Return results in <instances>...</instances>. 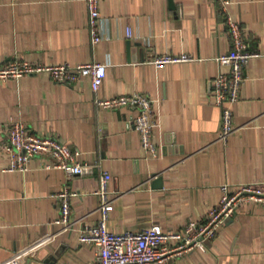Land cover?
<instances>
[{
    "label": "crops",
    "instance_id": "obj_1",
    "mask_svg": "<svg viewBox=\"0 0 264 264\" xmlns=\"http://www.w3.org/2000/svg\"><path fill=\"white\" fill-rule=\"evenodd\" d=\"M99 11L102 39L93 44L85 0H0V65L13 58L105 64L96 92L88 78L63 84L40 73L0 80V264L46 234L53 242L18 264L91 262L94 249L79 242L78 232L100 217L93 191L103 172L110 175L107 227L114 232L153 223L180 229L204 218L223 183H264V0H229L225 8L215 0H100ZM227 17L242 27L255 55L243 67L239 97L231 103L233 131L222 141L211 90L215 58L230 48ZM163 53L189 59L151 63ZM134 92L152 100L154 154L134 129L136 110L94 103L97 96ZM16 119L32 133L66 142L93 172L67 179L45 157L32 158L26 172L6 170L5 124ZM65 186L75 192L73 223L61 231L54 220ZM165 264H264V206L241 204L204 250Z\"/></svg>",
    "mask_w": 264,
    "mask_h": 264
},
{
    "label": "built area",
    "instance_id": "obj_2",
    "mask_svg": "<svg viewBox=\"0 0 264 264\" xmlns=\"http://www.w3.org/2000/svg\"><path fill=\"white\" fill-rule=\"evenodd\" d=\"M88 10V26L91 42L102 39L99 31L100 0H85ZM222 8L229 0H215ZM230 48L216 56L218 73L212 79V101L220 109V126L218 138L222 141L233 131V113L231 103L239 97L243 81V67L255 54L246 49L245 32L230 17L226 19ZM130 36L129 28L126 29ZM185 54L167 53L153 57L151 63L161 66L170 62L188 60ZM225 68V69H224ZM224 69V70H223ZM47 73L50 78L63 84H71L88 78L93 91H97L105 76V64L84 62L78 64H39L28 60L13 58L0 65V80H8L30 74ZM94 103L100 108L117 109L128 107L136 110L133 126L140 137L141 146L148 153L154 154L153 127L155 117L151 98L141 92L121 94L108 98L95 97ZM6 141L2 150L8 160V171L26 172L34 157H45L50 166L65 171L67 179L74 175H86L93 172L92 164L79 160V152L59 138L37 135L29 131L21 119L10 120L5 124ZM49 166V165H46ZM110 175L102 173L99 184L93 191L98 197L100 217L91 225H85L78 232L81 244L94 249V259L88 264H165L171 258L194 249L204 250L205 241L213 239L226 220L234 217L238 207L243 203L254 202L264 206V183L249 182L237 186L225 182L220 186V195L215 204L201 220H189L182 228L165 230L158 223L135 231L114 232L108 229L107 220L113 209L111 192L108 189ZM75 195L65 186L58 193L59 212L55 223L61 231H67L72 225L70 200ZM54 235L46 234L16 250L1 264H18L25 257L34 255L40 248L50 244Z\"/></svg>",
    "mask_w": 264,
    "mask_h": 264
}]
</instances>
